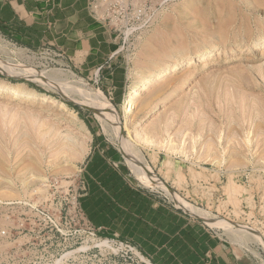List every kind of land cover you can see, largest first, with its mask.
<instances>
[{
    "label": "rangeland",
    "instance_id": "1",
    "mask_svg": "<svg viewBox=\"0 0 264 264\" xmlns=\"http://www.w3.org/2000/svg\"><path fill=\"white\" fill-rule=\"evenodd\" d=\"M94 4L116 36L114 60L126 68V95L141 77L165 65L193 55L198 60L191 71L182 69L145 89L129 121L133 136L136 131L159 132V140L169 136L177 144L184 140L193 156L174 155L172 172L166 175L165 151L155 154L141 143L134 152L164 186L205 215L255 228L263 236L257 242L244 235L240 243L213 227L222 239L235 246L264 245V0H94ZM0 60L77 75L54 53L21 47L1 33ZM1 82L25 85L56 101L44 104L42 99L22 102L0 96V115L5 110L26 118L20 119V131L0 118V264H150L121 249L112 242L116 239L97 234L77 208L76 197L79 205L84 193L83 167L96 135H104L93 111L76 102L78 95L63 102L34 82L8 76L2 68ZM110 103L124 122V103ZM39 130L45 137L53 134L56 144L46 146ZM104 137L128 165L118 145ZM66 138L81 140L82 145L68 148ZM136 182L182 209L163 188ZM102 241L109 246L96 245Z\"/></svg>",
    "mask_w": 264,
    "mask_h": 264
},
{
    "label": "crops",
    "instance_id": "2",
    "mask_svg": "<svg viewBox=\"0 0 264 264\" xmlns=\"http://www.w3.org/2000/svg\"><path fill=\"white\" fill-rule=\"evenodd\" d=\"M94 0H0V33L54 53L115 105L124 103L126 68L114 60L116 36ZM104 135L83 167L79 208L102 237L133 245L151 264H256L208 225L141 187Z\"/></svg>",
    "mask_w": 264,
    "mask_h": 264
},
{
    "label": "bare ground",
    "instance_id": "3",
    "mask_svg": "<svg viewBox=\"0 0 264 264\" xmlns=\"http://www.w3.org/2000/svg\"><path fill=\"white\" fill-rule=\"evenodd\" d=\"M248 47H249V50L252 48L251 46H248ZM215 50L217 51V49H215ZM212 52H209L207 55H209ZM207 55H205V56H207ZM209 60H210V58H209ZM197 61H196V58L194 57V55L189 56L188 58H186L182 61H174V63L169 65V66L165 65L163 68L159 69L157 72H154V73L151 72V73L147 74L146 76L141 77L139 84H133V86L129 89L128 94L126 95L125 100H123L124 101L123 106H124V112H125L124 122H122V120L120 119L118 112L114 108V106L110 103V101L101 92H97V91L93 90L90 86H88L84 82V80L82 78L78 77L77 75H75L71 71L59 69V70H50L48 72L47 71L42 72V71H37V70H34V69L26 67V66H22V65H13V66L5 65V64H3L4 61H2V60H0V68H2V70L5 72V74H7L10 77L26 79L28 81L36 83V85L38 87L45 89L48 92H51V93L58 95L62 99L63 102L75 100V99H72V96L74 97V96L78 95L79 100H76V102H79L82 105L89 107L93 111L94 115L96 116L97 120L99 121V123L101 125L103 134L108 138L109 142L114 143V144L116 143L118 145L119 150L122 152V155L126 159L128 166L130 167V169L132 170V173L134 174V177L139 182H141L146 187H158V188L160 187V189L163 188L165 190V192H167L166 194H169V196L172 197L173 201L175 202V204L178 207L184 209L188 214H190L192 216H196V217L201 218L202 220H204V222L208 223L210 226L224 230V232L231 238V240L234 239V241H238V242L241 241L242 242V239L244 238V235H245L247 237L255 239L257 242H262L261 237H263V236L258 234L257 229L248 228L246 226L238 225V222H235V221L217 220V217L216 218L213 217L214 215L213 216H209V215L207 216V215H205L204 210H201V209L195 207L194 205H192L191 203L186 202V200L182 199L178 194L174 193L168 187L164 186L165 185L164 182H162L161 179H159L156 175H154L150 171V168H148V166H145L142 163V161L139 159L137 154L134 152L133 147L135 145H140L141 143H145V144L149 145L154 150L155 154H157V152H156L157 150L158 151H160V150L165 151L167 154V157H168V159L165 160V162H164V166H165V169L167 172L166 175H168L170 172H172L173 165H172L171 158L174 155L179 154L185 158H186V156L187 157L193 156V154H191V152L189 151L190 148L188 149V147L186 145V141H184V140H181V142L179 144H177L171 136H169L164 141L159 140L158 135L160 133L155 132V131H153V133L155 132L157 134H153V135L150 134L149 132L148 133L146 132L143 134L141 131H136V132H134V134L136 133V135L133 136V134H131V132L129 130V129H131L129 127V123H130L129 121H131L130 118H132V115H134V113H135L134 112V110H136L135 106H137L136 102L139 99L140 95L145 91V89L147 91V88L150 85H153L156 83L161 84V82L163 80L168 79V77H170L171 75L174 76L175 74H178L182 69L183 70L184 69H190V71H191V68L193 67L194 64L197 63ZM206 65H207V63L205 64V66ZM165 81H167V80H165ZM1 83H0V96H7V97L13 99V101H14V99H20L22 102L23 101L26 102L29 100L42 99L41 101H43L44 104H45V102L56 101L53 97H51L47 94H39L34 90L27 89V88H25L26 86L24 85L25 86L24 87V86H22V84L21 85L20 84L5 85V84H3V83L1 84ZM148 90H150V89H148ZM6 99H8V98H6ZM41 101H38V102H41ZM18 102H19V100H18ZM32 102H34V101H32ZM27 104L25 103V105H27ZM50 104H51V102H50ZM62 107L66 108V106L64 104ZM2 113L0 115V118L2 119L1 123L4 122V123H9V125L11 124L12 126L10 127V129L12 127L13 128L16 127L17 130L19 129V131H20L23 128V125H22L23 123H22V121H20L21 118L22 119H23V117L25 118V116H23V114H22V116L20 114L18 115V113H17V115L15 113H14L15 115L14 114L12 115V113H9L8 111L6 112L5 110L2 111ZM29 117L30 116H28V118ZM33 117L34 116H32V119H34ZM209 118H211V117H209ZM29 119L30 120L28 122L31 123L32 119L31 118H29ZM23 120L26 121V118ZM1 125H3V124H1ZM46 125H48V123ZM138 127L140 128V126H138ZM139 128H138V130H140ZM47 130L50 131L51 129L48 128ZM125 130L129 131L128 136L125 135V133H124ZM158 130H160V129H158ZM28 131H26V132H28ZM48 131H45V132L43 131V133L46 134ZM151 131L152 130H150V132ZM40 132H42V131L39 130V133H37V134H41ZM51 132H52V130H51ZM160 132H162V131H160ZM28 133H30V132H28ZM14 134H16V132ZM20 134H21V132H20ZM20 134L18 136H20ZM41 135L39 136V138H40V140H41V137L44 138L45 145L48 144V146H50L51 144L55 143V138H54L55 136L53 134H51V135L47 134L48 135L47 137H45L44 135H42V136ZM23 138H25V137H23ZM36 138H38V137H36ZM66 140H67V143H64V144H66V147L71 148V149L72 148H78V146L80 147L82 145V144H80V143H82L81 140H80V142H79V140H77V139L75 140L72 138H66ZM229 141H231V140L229 139ZM249 143H250V141H249ZM63 149H61V151ZM191 149H192L191 151L195 150L193 145H192ZM66 150H64L63 152H65ZM210 150H211V148H210ZM77 151H79V150H77ZM151 159H152L153 163L157 162L156 156H153ZM177 177L181 178L182 176L180 173H177ZM108 243H109L108 241H102V242L97 243L96 245L98 247H104V246H109Z\"/></svg>",
    "mask_w": 264,
    "mask_h": 264
},
{
    "label": "built area",
    "instance_id": "4",
    "mask_svg": "<svg viewBox=\"0 0 264 264\" xmlns=\"http://www.w3.org/2000/svg\"><path fill=\"white\" fill-rule=\"evenodd\" d=\"M82 190H84L83 182H82ZM76 203H77V208L79 209V213L82 216H84L83 213L81 212L80 208H79L77 197H76ZM207 225L216 237H219L220 239H222L221 236L218 234V232H216L212 226H210L209 224H207ZM222 240H225V239H222ZM225 241H227V240H225ZM112 242H114L115 244H119L121 246V249H123L127 253H130L133 256L141 258V259H146L151 264L150 260L145 255L140 253L130 243L119 241V240H112ZM228 243H230V242H228ZM230 244L233 245L232 243H230ZM233 246L236 247L237 253H239L240 255H243L244 257H246L249 260L255 261L256 264H264V245L263 244L253 242V243H251V246L249 245L247 247L246 246H240V245H237V246L233 245Z\"/></svg>",
    "mask_w": 264,
    "mask_h": 264
}]
</instances>
